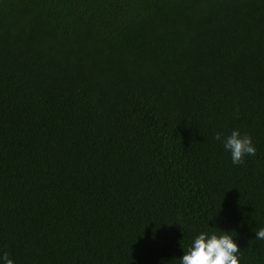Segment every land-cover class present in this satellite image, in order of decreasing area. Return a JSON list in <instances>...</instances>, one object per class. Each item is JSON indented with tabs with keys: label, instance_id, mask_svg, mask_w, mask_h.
Returning a JSON list of instances; mask_svg holds the SVG:
<instances>
[{
	"label": "trees",
	"instance_id": "16d2710c",
	"mask_svg": "<svg viewBox=\"0 0 264 264\" xmlns=\"http://www.w3.org/2000/svg\"><path fill=\"white\" fill-rule=\"evenodd\" d=\"M260 227L264 0H0V254L178 264L221 229L264 264Z\"/></svg>",
	"mask_w": 264,
	"mask_h": 264
},
{
	"label": "clouds",
	"instance_id": "9594fccd",
	"mask_svg": "<svg viewBox=\"0 0 264 264\" xmlns=\"http://www.w3.org/2000/svg\"><path fill=\"white\" fill-rule=\"evenodd\" d=\"M213 139L229 154L233 165L242 164L245 156L256 154L252 137L238 129H233L228 135L217 132ZM219 230L201 231L196 234L187 250H183V255L177 259L178 264H240V248L230 235L231 231ZM254 233L255 239L264 240V227ZM0 264H16V261L5 251L0 254Z\"/></svg>",
	"mask_w": 264,
	"mask_h": 264
}]
</instances>
